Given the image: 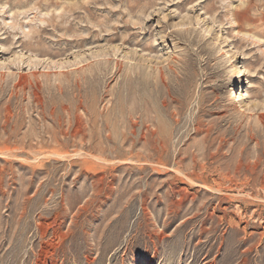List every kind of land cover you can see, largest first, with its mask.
<instances>
[{
	"label": "rangeland",
	"instance_id": "1",
	"mask_svg": "<svg viewBox=\"0 0 264 264\" xmlns=\"http://www.w3.org/2000/svg\"><path fill=\"white\" fill-rule=\"evenodd\" d=\"M0 264H264V0H0Z\"/></svg>",
	"mask_w": 264,
	"mask_h": 264
},
{
	"label": "bare ground",
	"instance_id": "2",
	"mask_svg": "<svg viewBox=\"0 0 264 264\" xmlns=\"http://www.w3.org/2000/svg\"><path fill=\"white\" fill-rule=\"evenodd\" d=\"M237 68L234 66H231L227 72H226V77L224 78V81H227V83H231L233 82L236 74H237ZM239 100H241L243 98V95L241 93H239Z\"/></svg>",
	"mask_w": 264,
	"mask_h": 264
}]
</instances>
